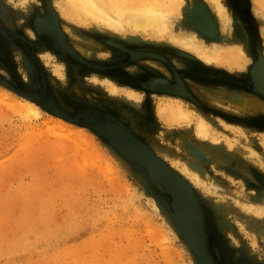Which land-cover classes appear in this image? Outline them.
Segmentation results:
<instances>
[{"label": "rangeland", "instance_id": "rangeland-1", "mask_svg": "<svg viewBox=\"0 0 264 264\" xmlns=\"http://www.w3.org/2000/svg\"><path fill=\"white\" fill-rule=\"evenodd\" d=\"M110 1L103 0L102 17L90 9L80 14L72 0H0V264H198L175 229L170 195L95 129L106 121L133 134L168 166L183 164L210 180L209 193L187 181L213 264H264V217L244 208L264 207V127L253 125L264 124V110L233 96L264 101L250 75L257 53L264 59V0H223L229 33L217 6L205 0H181L175 7L171 2V8L172 0L162 8L154 3L159 0L147 1L171 18L169 32L131 30L121 20L126 9L119 13ZM197 2L217 26L209 41L187 27ZM45 3L51 28L42 20ZM43 25L50 52L37 31ZM176 26L194 30L206 50L241 46L249 63L238 70L198 58L177 40L182 36L174 34ZM199 67L205 79L190 78ZM109 82L119 93L109 91ZM242 82L255 93L238 89ZM196 84L204 89L193 91ZM176 89L182 95H170ZM170 100L192 110L194 120L177 123L158 114ZM24 101L39 114L25 109ZM226 112L240 118L238 126L221 118ZM54 119L68 131L48 128ZM201 121L206 136L196 129ZM247 147L258 158L244 155Z\"/></svg>", "mask_w": 264, "mask_h": 264}, {"label": "bare ground", "instance_id": "bare-ground-1", "mask_svg": "<svg viewBox=\"0 0 264 264\" xmlns=\"http://www.w3.org/2000/svg\"><path fill=\"white\" fill-rule=\"evenodd\" d=\"M76 4V11L80 14L84 13L87 9H90L93 11L96 15L107 17V13L105 12V4H103V0H72ZM149 0H111L110 2L114 3V6L116 10L120 13L124 9H126V13H123V17L121 20H124V23L131 28L133 31L142 30L147 31L148 29L157 31L158 27L161 30H165L166 32L170 31V27L172 26L171 18H169L166 15V12L164 13H156L154 12V9H152V6H147L146 3ZM211 5L217 6L221 14L226 19V24L228 29L226 31L229 33L230 31V17L229 12L226 9L223 0H205ZM173 6H179V3H181V0H172L170 3H168L167 8ZM155 4L159 5L161 8L162 6H165L164 0H159L157 2H154ZM161 4V5H160ZM166 8V7H165ZM166 8V9H167ZM120 23V22H119ZM177 25V24H176ZM262 25L264 26V17L262 18ZM175 31L177 36L181 37L182 45L185 48H190L192 51L197 54L196 56L208 63L215 64L216 62H224L228 64L229 67H236L242 70L244 67L249 63V58L247 55L244 54L243 50L241 49V46L234 45V46H224V45H214L213 48L206 50V48H202V44L200 42V39L196 36L194 30H178V27H175ZM179 42V41H178ZM61 68V67H60ZM258 68L253 70V78L254 80L264 88V77H263V71L260 72L257 70ZM109 85V91L112 93H117L120 89L117 87V85L113 84L112 82L108 83ZM208 89V93L210 94L212 91V88H206ZM122 92L127 95L131 99H139V95L135 93V91L131 90H122ZM119 93V92H118ZM224 93H227L224 91ZM223 93V95H225ZM221 94V93H218ZM227 96V95H226ZM233 96L237 100L240 99V104L246 107H254L258 110H264V101L256 100L254 98H251L248 95L245 94H239L238 92H234ZM232 97V96H231ZM23 107L29 111L35 112V114H39V110L36 105L32 104V102L24 101L22 103ZM239 104V106H240ZM237 106V107H239ZM190 111V112H189ZM186 110L184 106L182 105L181 101H168V105L165 108L160 107L158 109V114L164 116L165 119L171 118L173 122H184V123H191L194 120L193 112L192 110ZM167 121V120H166ZM61 127L62 130L68 131L67 124L63 123L60 119H54L51 121L50 126L48 128L55 129ZM196 129L199 133H201L203 136H206V123L201 121ZM74 133L77 136H83V130L81 129H74ZM205 134V135H204ZM212 140H215L212 138ZM261 146L264 148V140L261 142ZM150 149V148H149ZM151 150V149H150ZM152 151V150H151ZM153 152V151H152ZM154 153V152H153ZM155 154V153H154ZM244 155L246 156H253L258 158V153L253 150L252 148H245ZM156 155V154H155ZM157 156V155H156ZM172 168L177 170L179 174H181L186 180H189L194 185L200 187L205 192H211V188H213L212 183L210 180H202L200 178L199 174L196 171L191 170L186 165H183L179 168H176V166L173 167V163H169ZM181 164V163H180ZM174 165H178L177 163ZM163 169V168H162ZM200 207V206H199ZM245 211L247 213L253 214L258 217H264V207L261 205H255V204H249L244 206ZM209 219V218H208ZM204 220V219H203ZM203 227V223H202ZM204 228V227H203ZM206 245V243H205ZM207 249V245H206ZM208 250V249H207ZM209 252V251H208ZM209 254V253H208ZM210 256V255H209ZM211 258V256H210ZM212 261V259H211Z\"/></svg>", "mask_w": 264, "mask_h": 264}, {"label": "water", "instance_id": "water-1", "mask_svg": "<svg viewBox=\"0 0 264 264\" xmlns=\"http://www.w3.org/2000/svg\"><path fill=\"white\" fill-rule=\"evenodd\" d=\"M184 14H186L185 10ZM187 16V27L196 30L207 41L217 36L218 30L215 21L203 2L193 5ZM198 22H200V26ZM142 55L151 56L148 53L138 54V56ZM256 68L259 72L263 71L264 77L262 53H257V58L254 59L250 68V75L257 89L264 94V90L253 78V70ZM95 129L106 136L108 141L125 157L142 165L168 192L173 206L172 220L178 235L192 251L198 264H213L205 245L206 235L203 232L199 202L189 182L156 156L147 145L120 125L106 121Z\"/></svg>", "mask_w": 264, "mask_h": 264}, {"label": "flooded vegetation", "instance_id": "flooded-vegetation-1", "mask_svg": "<svg viewBox=\"0 0 264 264\" xmlns=\"http://www.w3.org/2000/svg\"><path fill=\"white\" fill-rule=\"evenodd\" d=\"M46 3H45V7H43V9H41L42 10V13L43 14H45V15H43V18H42V20H43V22L46 24L47 22H50L49 24H50V28L52 27V26H54V19H52V14H51V12H48V8L46 7ZM243 11V10H242ZM46 16V17H45ZM41 20V21H42ZM40 26V25H39ZM44 28V25L42 26V28L41 29H38L37 31H38V33L40 34V38H43V44H41V45H45V47H47L46 45L47 44H50V46H49V52L50 51H53V50H51V49H53L51 46H53L52 45V43L50 42V40L49 41H47V39L45 40L44 39V36H48L47 35V32L45 31L44 33H43V31H42V29ZM37 29V28H36ZM50 31H52V30H50ZM53 34V33H52ZM55 34V33H54ZM42 35V36H41ZM251 36H253V35H251ZM252 40H253V37H252ZM251 40V38H250V40L248 39V42H250V44L252 45V46H254V44L251 42L252 41ZM47 49H48V47H47ZM48 50H44L43 52H41V53H46ZM76 51L78 52V53H81V51L79 52L77 49H76ZM59 52V51H58ZM57 51H54V53H58ZM62 54H63V52H61ZM60 53V54H61ZM68 53V52H67ZM175 53H178V52H175ZM195 69H196V67H195ZM198 70L199 71H196V70H193L192 72L191 71H189V73H188V75H190V78H191V76H192V78L193 79H202V78H204L203 76H201L200 74L202 73V72H204V69H202L201 67H199L198 68ZM173 71H170V74L172 73ZM199 72H201L200 74H198ZM205 74H207L206 72H205ZM174 75H176V74H173V76ZM107 77H109V76H107ZM165 78H167V79H175L176 80V76H175V78H173L172 77V75H169V77H167V76H165ZM205 79V78H204ZM207 80H209V79H207ZM233 80V83H234V79H232ZM177 81V80H176ZM176 81H174V82H176ZM128 85V84H127ZM130 87H134V86H130ZM237 88L238 89H244V90H250V91H252V92H254L255 93V89H254V87H249L248 85H246L245 83L243 84V82L240 84V85H238L237 86ZM170 95H176V97H178V96H180V95H182L181 94V91L179 90V89H176V91H173V92H171L170 93ZM227 115V117L229 118V120L230 121H232V122H235V123H238L237 121H239V117H237L236 115H233L232 113H226ZM242 121V120H241ZM253 125L255 126V127H257L258 129H261L262 127H264V124H262V125H260L259 126V124L258 123H256V122H253ZM262 129H264V128H262ZM212 259V258H211Z\"/></svg>", "mask_w": 264, "mask_h": 264}, {"label": "crops", "instance_id": "crops-1", "mask_svg": "<svg viewBox=\"0 0 264 264\" xmlns=\"http://www.w3.org/2000/svg\"><path fill=\"white\" fill-rule=\"evenodd\" d=\"M196 86L197 87H193V91H202L203 89H204V85H201V87H200V85H197L196 84ZM203 86V87H202ZM215 88H218V89H222V88H224V87H221V86H218V85H216V86H214ZM242 90H244V89H242ZM247 112H251V111H247ZM227 113V112H226ZM245 113V112H244ZM244 113H241V114H244ZM233 115H236L235 113H232ZM227 114H223L222 116H221V118L222 119H224L227 123H229V124H231V125H234V126H238V124L237 123H235V122H232V121H230L229 120V118L226 116ZM216 117H218V116H216Z\"/></svg>", "mask_w": 264, "mask_h": 264}]
</instances>
